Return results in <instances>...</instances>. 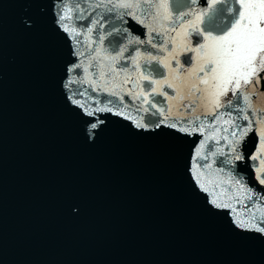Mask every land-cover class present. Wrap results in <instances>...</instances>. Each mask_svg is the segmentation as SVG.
I'll use <instances>...</instances> for the list:
<instances>
[{"label": "water", "instance_id": "1", "mask_svg": "<svg viewBox=\"0 0 264 264\" xmlns=\"http://www.w3.org/2000/svg\"><path fill=\"white\" fill-rule=\"evenodd\" d=\"M102 2L114 0H59V8L66 6L68 20L67 32L61 29L64 36L57 47L46 26L28 31L21 23L36 14L33 0H8L10 6L0 11V242L7 247L4 264H264V251L234 244L202 215L187 195L166 143L153 137H133L119 128L132 125L128 116L140 122L150 114L146 109L152 94L144 88L146 81L139 82L135 98L119 88L115 90L121 97L107 105V93L97 92L98 100L91 97L88 81L96 79L94 53L98 47L102 51L108 47L105 40L110 31L106 14L97 7ZM131 3L134 9H125L123 22L116 27H126L141 38L142 32L148 33L158 4H167L172 17L184 13L180 23L199 14L198 30L214 34L230 27L234 19L227 7H233L234 12L238 9L237 0H194L191 8L190 0ZM43 7L47 15L48 0H43ZM81 8L84 19L77 21L74 17ZM133 10L143 24L127 14ZM159 12L163 14L164 9ZM98 25L102 26L99 30ZM69 43L81 53L72 58L82 66L80 72L69 74L78 79L69 84L72 92L80 93L74 98L88 111L113 109L97 113L105 125L94 143L84 138L81 121L66 112L58 85ZM119 44L129 47L120 40L117 51ZM138 46L141 54L137 59L142 61L151 49ZM128 55L137 54L133 49ZM131 63V59L124 61V67L132 74L129 78L136 79L139 74ZM84 68L89 71L84 72ZM123 77L121 73L120 80ZM168 91L171 99L165 98L162 106L168 123L192 120L196 125L203 123L209 133L225 127L219 123L210 126L207 116L211 105L189 95L186 89L183 99L175 90ZM245 92L250 93L251 104L245 111L255 112L257 115L250 119L264 124V79L258 87L254 83L246 87ZM228 98L235 99L231 93ZM116 110L124 111L125 116H114ZM79 111L83 114V109ZM117 120L121 124L114 123ZM219 135L222 140L224 133ZM209 142L220 143L211 138ZM259 143V136L250 132L246 145L249 154L257 151ZM188 146L186 142L185 150ZM221 148L226 151L227 145L221 144ZM202 151L206 155L211 149L204 145ZM257 156L255 164L261 166L264 151ZM210 158L213 163L201 179L210 191L215 189L213 195L218 194L225 202H239L241 208H248L249 215L253 208L262 210L264 185L256 179L255 167L240 168L247 174L246 187L252 189L246 193L233 185L230 170L221 169L217 157ZM247 196H252L251 207L243 203ZM69 205L78 206V211ZM223 211L232 215L228 209ZM237 214L244 218L243 213Z\"/></svg>", "mask_w": 264, "mask_h": 264}, {"label": "snow or ice", "instance_id": "2", "mask_svg": "<svg viewBox=\"0 0 264 264\" xmlns=\"http://www.w3.org/2000/svg\"><path fill=\"white\" fill-rule=\"evenodd\" d=\"M33 2L36 14L22 19L21 23L28 31L41 25L46 26L53 45L57 47L64 36L61 29L67 32L65 24L68 17L64 14L66 6L65 9H61L58 7L59 0H48L49 11L46 15L43 0H33ZM193 4L194 0H190L188 8ZM9 6L8 0H4L0 4V11ZM237 6L235 12L233 7H227V12L233 13L234 16L230 27L220 34H214L211 31L198 30L196 25L199 23V14H196L195 19L180 23L184 13L172 17L167 11V4H158L157 13L151 18L152 25L149 26L148 33L142 32L143 38H141L130 34L126 27H116L123 22L124 10L134 9L131 0H114V2L98 4L97 7L103 9L109 21L110 31L106 33L109 39L105 40L108 47L103 51L98 47L94 53L96 71L93 72V76L96 79L88 83L93 99H99L97 92L108 94L104 98V103L107 105L121 97V92L115 89H122L135 98L134 90H139V82L146 81L144 88L152 94L150 108L146 109L150 114L140 122L128 116L127 119L132 121L134 127L128 125L119 128L133 137H153L166 143L173 152L175 166L184 189L189 198L197 204L202 215L213 221L234 244L264 251V205L259 206L262 209L259 212L253 208V214L249 215L248 208H241L239 202L233 200L225 202L218 194L213 195L215 189L210 191L201 179L203 171L213 163L210 157L215 156L216 163L221 165V169L230 170L229 175L233 177L234 186L238 185L246 193H252V189L247 188L244 183L247 174L240 171L242 165L255 167L256 179L260 185H264V160L260 161L261 166L255 164L257 153L264 151V124H256L250 119L257 115L255 112L245 111V106L251 107L248 102L250 93H246L245 88L251 87L253 83L258 87L260 81L264 79V0H237ZM161 8L164 9L163 14L159 12ZM82 13L81 8L74 19L83 20ZM127 14L132 15L139 23H144L142 18L135 15L134 10ZM176 24H179L178 28L175 27ZM92 26L91 23L87 24L88 28ZM100 27L102 26L98 25L97 29L99 30ZM120 40L129 47L125 49L124 44H119L117 51ZM138 45L151 49L146 52V58L142 61L137 59L141 54ZM133 49L137 55L129 56L128 53ZM153 52L157 54L154 55ZM80 55L81 53L74 50L69 43L68 59L64 61L58 85L66 112L81 121L84 138L94 143L105 125V120L99 118L97 113L113 111V109L96 107L88 111V107L82 104L80 99L74 98L80 93L72 92L69 84L77 83L78 79L73 80L69 74L73 73V70L80 72L82 66L72 60L74 56ZM129 59L132 62L131 66L139 74L136 79H130L132 74L124 67V61ZM185 65L189 66L185 68ZM83 70L89 71L88 68ZM121 73L124 74L122 80H120ZM165 86L168 90H175L180 99L184 98L182 93L186 89L189 95H195L206 105H211L207 116L210 126L219 123L225 127L216 128L214 132L209 133L203 123L196 125L192 120H187L183 124L168 123V116L165 115L162 106L165 104V98L171 99V97ZM229 93L235 97L234 100L228 98ZM80 109H83V114ZM114 116L123 117L125 112L116 110ZM114 123L119 125L121 121L117 120ZM221 131L224 133L222 140L219 135ZM250 132L259 136L260 143L257 151L249 154L250 150L246 145ZM194 133H201L203 136L198 138L193 135ZM210 138L220 143H210ZM186 142L189 145L187 150L184 147ZM221 144L227 145L226 151L222 150ZM204 145L211 149L206 155L202 151ZM68 195L70 197L71 194ZM243 203L251 207L252 196L244 198ZM225 209L230 210L232 215L230 216L228 211H223ZM72 210L78 211V206L72 207ZM237 213H243L244 218H240ZM6 255L7 247L0 242V264H4Z\"/></svg>", "mask_w": 264, "mask_h": 264}]
</instances>
